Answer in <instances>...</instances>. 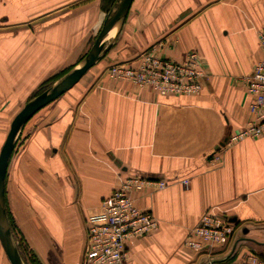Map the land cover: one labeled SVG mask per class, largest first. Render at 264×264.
<instances>
[{
  "label": "crops",
  "instance_id": "1",
  "mask_svg": "<svg viewBox=\"0 0 264 264\" xmlns=\"http://www.w3.org/2000/svg\"><path fill=\"white\" fill-rule=\"evenodd\" d=\"M114 1L0 0V120L78 64ZM262 34L264 0H132L104 53L16 137L5 203L19 251L38 264H81L101 200L134 175L168 185L133 192L158 225L126 240L124 264L264 260V135L221 144L251 118L243 77L264 57ZM189 52L202 70L198 94L161 95L109 73L145 54L180 61ZM216 206L233 226L229 240L186 246Z\"/></svg>",
  "mask_w": 264,
  "mask_h": 264
},
{
  "label": "built area",
  "instance_id": "2",
  "mask_svg": "<svg viewBox=\"0 0 264 264\" xmlns=\"http://www.w3.org/2000/svg\"><path fill=\"white\" fill-rule=\"evenodd\" d=\"M261 42L264 44V34ZM109 73L137 87H149L161 95L198 94L202 88L199 81L202 70L196 52H189L180 61L145 54L136 66H111ZM243 82L251 96L248 104L251 118L237 133L226 137L222 146L246 136L264 135V57L256 61L251 72L243 77ZM180 182L186 187L189 178H181ZM167 185L163 178L134 175L122 178L100 202L103 220L87 226L81 264H124L126 240L145 235L158 225L153 214L136 206L133 192L144 187L163 189ZM232 232L233 226L226 211L212 207L191 227L184 243L194 250L203 245H223ZM214 264H264V260L250 253L241 260L225 259Z\"/></svg>",
  "mask_w": 264,
  "mask_h": 264
},
{
  "label": "water",
  "instance_id": "3",
  "mask_svg": "<svg viewBox=\"0 0 264 264\" xmlns=\"http://www.w3.org/2000/svg\"><path fill=\"white\" fill-rule=\"evenodd\" d=\"M132 0H115L108 10L96 38L78 64L61 78L30 98L10 121L9 129L0 147V244L10 264H25L11 235L5 203L7 165L16 137L23 124L41 107L70 89L106 50L108 32L125 17Z\"/></svg>",
  "mask_w": 264,
  "mask_h": 264
},
{
  "label": "rangeland",
  "instance_id": "4",
  "mask_svg": "<svg viewBox=\"0 0 264 264\" xmlns=\"http://www.w3.org/2000/svg\"><path fill=\"white\" fill-rule=\"evenodd\" d=\"M47 86H48V84H46L45 86H43L42 89L39 88V89L35 90V91H34V92H35L34 95L37 94V93H39V92H41V91H42L43 89H45ZM30 98H32V96H31ZM30 98H28V100H29ZM28 100H26V102H27ZM26 102H25V103H26ZM25 103H24V104H25ZM24 104H23V105H24ZM20 107H21V106H20ZM18 109H19V108H18ZM12 118H13V115L9 116L7 119L0 120V147H1L2 143H3V141H4V138H5V136H6L7 131H8V129H9V124H10V121H11ZM216 208L221 209V208L218 207V206H216ZM222 210H223V209H222ZM14 241H15V240H14ZM17 241H19V239H18ZM14 243H15V242H14ZM15 245H16V248H17V250H18V252H19V254H20V256H21V258H22V260L24 261L25 264H28V262L26 261L27 259L30 260L33 264H38L37 260H35V259L33 258V256H32L31 253L27 254V257H28V258H26V256H24L23 253H21V252L19 251V247L21 246V244H15ZM0 264H10L9 261H8V259H7V257H6V255H5V253H4V251H3V249H2L1 244H0Z\"/></svg>",
  "mask_w": 264,
  "mask_h": 264
},
{
  "label": "trees",
  "instance_id": "5",
  "mask_svg": "<svg viewBox=\"0 0 264 264\" xmlns=\"http://www.w3.org/2000/svg\"><path fill=\"white\" fill-rule=\"evenodd\" d=\"M49 81H51V80H49ZM49 81H47V83H48ZM44 85H46V84H44ZM42 87H43V85L40 87V89H42Z\"/></svg>",
  "mask_w": 264,
  "mask_h": 264
},
{
  "label": "bare ground",
  "instance_id": "6",
  "mask_svg": "<svg viewBox=\"0 0 264 264\" xmlns=\"http://www.w3.org/2000/svg\"><path fill=\"white\" fill-rule=\"evenodd\" d=\"M113 32V29L110 31V33H112Z\"/></svg>",
  "mask_w": 264,
  "mask_h": 264
}]
</instances>
